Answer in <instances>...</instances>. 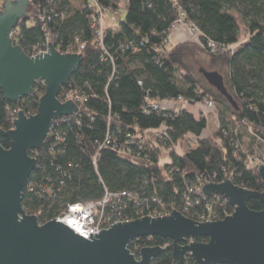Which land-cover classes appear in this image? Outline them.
I'll use <instances>...</instances> for the list:
<instances>
[{
	"label": "trees",
	"instance_id": "trees-1",
	"mask_svg": "<svg viewBox=\"0 0 264 264\" xmlns=\"http://www.w3.org/2000/svg\"><path fill=\"white\" fill-rule=\"evenodd\" d=\"M87 2L30 0L27 17L20 19L12 32L13 42L28 55L48 32L60 51L84 45L82 60L69 84L58 92L61 102L67 94L82 101L77 103L78 111L59 125L66 133L64 143L50 152L43 142L31 154L36 166L25 186L23 210L44 223L57 217L66 201L100 200L105 187L109 193H133V198L123 200L124 219H136L154 210H178L197 220L193 213L200 212L205 203L219 211H234L228 202L223 205V196L204 194L198 195V205L183 211L188 188L199 176L216 174L215 182L227 177L237 187L263 192L255 158L264 159V0H96L102 7L125 11L124 19L118 16L116 22L105 24L101 40L91 26ZM180 12L184 22L201 33L198 42H164ZM45 13L52 19L41 22ZM240 24L248 39L234 48ZM208 41L217 46L216 51L209 49ZM225 46L231 48L221 51ZM200 60L223 74L235 107L206 82L201 72L205 69L197 71L191 63ZM44 91V83L38 80L31 94L10 102L0 90V130L13 129L18 111L35 114ZM178 96L191 105L205 98L213 102L217 126L212 135L202 136L209 127L208 117H212L202 110L195 115L185 108L149 109L150 100ZM144 107L148 109L143 111ZM106 133L122 142L130 140L133 154L104 145L95 169L91 162L98 149L95 141L101 142ZM244 138L250 141L248 145L243 144ZM191 140L193 145L187 150H172L168 153L171 161L160 163V154L169 146ZM1 144L9 146L6 138ZM60 180H64L62 197L42 193L45 185L56 186ZM247 206L262 209L257 198L247 199ZM168 244V238L141 237L128 248ZM171 251L170 247L165 249L151 264H175ZM184 264L193 261L187 258Z\"/></svg>",
	"mask_w": 264,
	"mask_h": 264
},
{
	"label": "water",
	"instance_id": "water-1",
	"mask_svg": "<svg viewBox=\"0 0 264 264\" xmlns=\"http://www.w3.org/2000/svg\"><path fill=\"white\" fill-rule=\"evenodd\" d=\"M30 0H5L0 10V90L7 101H17L33 91L40 80L45 91L35 114L18 111L13 129L0 130V264H151L152 259L171 248L175 264L187 258L193 264H264V191L240 188L225 177L201 187L204 195L223 196L234 211L216 221L199 222L178 210L164 216H142L116 222L86 239L57 219L40 223L22 207L25 186L36 160L29 151L38 149L54 119L78 111L69 98L58 99L61 87L69 84L82 54L61 53L48 42L46 52L30 56L13 42L11 31L27 17ZM206 82L236 106L223 76L216 70H201ZM9 142L5 148L1 141ZM264 183V163L257 166ZM262 203L259 211L247 206V199ZM159 236L171 240L166 246H147L138 258L128 248L141 237ZM205 237V242L198 241Z\"/></svg>",
	"mask_w": 264,
	"mask_h": 264
},
{
	"label": "built area",
	"instance_id": "built-area-1",
	"mask_svg": "<svg viewBox=\"0 0 264 264\" xmlns=\"http://www.w3.org/2000/svg\"><path fill=\"white\" fill-rule=\"evenodd\" d=\"M3 2L5 0H2ZM90 13H89V19L91 22V26L95 29V33L97 35V38L101 40L103 30L105 27V14H109L108 21L106 22H116L119 12L115 9H110L106 7H102L101 5L97 4L96 0H88L87 7H86ZM56 14L53 15L55 17ZM48 19L51 20L52 17L50 15H41L40 21L43 22V20ZM176 23H183L186 25V27L194 33V35L200 36L201 33L191 24L184 22V13L180 12L179 17L176 21ZM11 31V37L13 39ZM48 42L51 43L55 47V42L51 40L50 33H46L44 40L36 45L32 46V53L30 56L37 55L39 52H46L48 49ZM165 43H169V40H165ZM207 46L211 51H216L217 46L208 41ZM84 45L83 44H76L70 46L68 49H66L65 52L60 51L61 53H76V54H82V49ZM230 46H225L220 48L221 51L229 50ZM133 50H136V47H133ZM66 98L64 99V102L67 101L69 98H71V101L77 106L78 102H81L82 99L78 98L77 100H73V98L70 95H66ZM182 102V104H185L186 106H196L197 109L204 111L205 113L210 112L213 110V102L205 98L200 104L191 105L185 101H183V98L181 96H178L177 99H165V100H159L149 101V109L151 110H173L178 111L182 109V106L178 108L177 103ZM202 106L203 108H200ZM148 108L144 107L143 111H146ZM214 112V111H213ZM69 116V115H68ZM68 116H61L57 119H54L52 122V126L48 131V134L43 142H45L46 150L52 151L55 147L60 146L64 143V135L66 134L64 131H61L59 129V125L67 121ZM95 143L98 145V149L92 154L91 156V162L96 169L97 167V161L99 159V150L104 145H113L115 149H117L119 152L122 153H132V149L129 147L130 140L121 141L117 140L116 137L110 136L109 134H105L103 140L101 142L95 141ZM178 146H169L166 151H164L166 154H168L170 151L174 150L177 151ZM140 152V151H139ZM139 154V153H137ZM33 158H35L34 155H32ZM256 163L263 164L264 159L261 158H255ZM70 164V163H69ZM68 164V166H70ZM63 176H66V173L63 174ZM216 174L208 175L206 177L199 176L195 182H193L187 191L186 196L184 197L183 203H182V210L183 211H189L190 209L194 208L195 205L199 204V197L198 195L203 194L201 192V187L207 183H218L215 182ZM64 180H60L59 184L54 186L53 184L45 185L41 191L42 193H45L47 195H51L53 197H58L62 186H64ZM220 182V181H219ZM59 197H62L59 196ZM133 198V193L130 191H121L119 193H109L107 189L104 187V194L103 197L100 200H77L74 202L66 201L64 202V206L62 207L61 213L53 218L60 220L64 224H66L70 229L73 230L74 233H77L78 235L89 239V233H92V236H94V233H98L102 229L108 228L110 225L116 223V222H122V221H128L129 219L122 218V212L123 207L125 208L124 204V198ZM225 199V198H224ZM225 202H228L227 199L224 200L223 205ZM229 203V202H228ZM141 211V210H140ZM164 212V213H163ZM163 212H157L152 211L148 213V216L157 217V216H164L168 215L169 213L166 211ZM233 213L222 209L221 211L214 209L212 204L205 203L204 208L200 212L193 213L195 217L197 218L196 221L199 222H206V221H216L223 219L222 216L231 215ZM146 216V215H145ZM140 218V217H139ZM141 248H135V250H130L132 254L135 255L136 258H138L139 250Z\"/></svg>",
	"mask_w": 264,
	"mask_h": 264
},
{
	"label": "rangeland",
	"instance_id": "rangeland-1",
	"mask_svg": "<svg viewBox=\"0 0 264 264\" xmlns=\"http://www.w3.org/2000/svg\"><path fill=\"white\" fill-rule=\"evenodd\" d=\"M105 16H106V18H107V19H105V23H109V22H106V21H108V16H109V14L106 13ZM119 18H120V19H124V18H125V11L122 10V9L119 10ZM188 30H189V29H188ZM188 30H187V31H188ZM189 32L193 34V35H192V38H194L195 36H197V35H194V33L191 32L190 30H189ZM168 39H169V41H170L171 44H175V41H176V40H173L172 37H168ZM189 59H190V58H189ZM189 62H190V60H189ZM191 63L195 66V69H196L197 71H198L199 68H203V69H205V70H210V69H212V66L210 65V63H208V62H206V61H202V60H200V61H198L197 63H193V62L191 61ZM222 75H223V74H222ZM177 106H178V108H180L181 106H182V108H186V107H185V104L183 105L182 102H178V103H177ZM200 108H203V107L200 106ZM190 109L193 111V114H195V115L197 114V112H198V110H199V109L196 108V106H194V108L191 107ZM203 109H204V108H203ZM207 114H208V115H211L212 117H208L209 127H208L207 130H205L204 133L202 134L203 137H207V136L212 135V133H213L215 127L217 126L216 117H215V115H214L213 110L210 111V112L207 111ZM249 142H250V141H247L246 139L243 140V144H244V145H248ZM192 143H193L192 140L189 141V142H184L183 144H181V146H178L177 151H179V152H183V151L187 150V149L189 148L190 145H193ZM170 161H171V158H170V156H169L168 154H166V153H161V154H160V163H161V164H163V163H167V162H170Z\"/></svg>",
	"mask_w": 264,
	"mask_h": 264
},
{
	"label": "crops",
	"instance_id": "crops-1",
	"mask_svg": "<svg viewBox=\"0 0 264 264\" xmlns=\"http://www.w3.org/2000/svg\"><path fill=\"white\" fill-rule=\"evenodd\" d=\"M188 28L183 23H175L171 29L169 30L168 37H172L173 40H176L175 43H181L185 41H192V42H198L199 38L198 36H195L192 38V33L189 32ZM248 39V34L246 32V29L243 24H240V35H239V41L233 45L234 48L238 47L240 44L246 42ZM169 40V39H168ZM170 43V41H169ZM171 44V43H170ZM191 107L194 108V106H186L185 109H187L189 112L193 111L190 109ZM248 140V138H244V140Z\"/></svg>",
	"mask_w": 264,
	"mask_h": 264
},
{
	"label": "flooded vegetation",
	"instance_id": "flooded-vegetation-1",
	"mask_svg": "<svg viewBox=\"0 0 264 264\" xmlns=\"http://www.w3.org/2000/svg\"><path fill=\"white\" fill-rule=\"evenodd\" d=\"M33 151H34V150H31V151H30V154H29L30 156H31V154H33Z\"/></svg>",
	"mask_w": 264,
	"mask_h": 264
}]
</instances>
